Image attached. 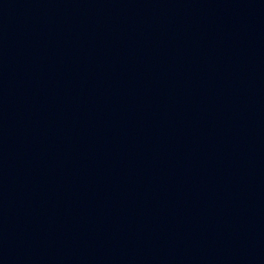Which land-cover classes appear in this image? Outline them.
Wrapping results in <instances>:
<instances>
[{
    "label": "water",
    "instance_id": "95a60500",
    "mask_svg": "<svg viewBox=\"0 0 264 264\" xmlns=\"http://www.w3.org/2000/svg\"><path fill=\"white\" fill-rule=\"evenodd\" d=\"M0 264H264V0H0Z\"/></svg>",
    "mask_w": 264,
    "mask_h": 264
}]
</instances>
